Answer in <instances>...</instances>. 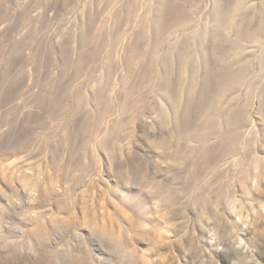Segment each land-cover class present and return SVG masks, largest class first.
Segmentation results:
<instances>
[{
	"label": "rangeland",
	"instance_id": "374dc122",
	"mask_svg": "<svg viewBox=\"0 0 264 264\" xmlns=\"http://www.w3.org/2000/svg\"><path fill=\"white\" fill-rule=\"evenodd\" d=\"M100 1L0 0V238H5L0 240V264H40L37 253L41 250L59 260L62 259L56 256L65 260L68 254L78 253L79 257H88L89 264H264V104L260 103L264 96L257 93L264 85V71L261 81L243 92L245 96H256L251 99L252 103L248 99L247 103L246 97L241 100V103L244 100L242 105L246 102L249 108L241 125L245 137L241 140L240 153L223 152L219 136L215 138V134L205 144L216 150H208L206 156H209L204 154L205 158L203 153L201 157L198 155L197 163L196 154L191 157L193 161L186 157L185 145L180 146L179 153L171 143L163 145L167 139L168 143L177 140L170 132L173 125L161 119L162 111L168 114L175 111L171 97L163 88L166 80L163 75L156 76V85L148 82L142 88L143 100L141 103L134 100L137 106L132 104L131 108L135 112H129V123L119 131L124 138L118 140L119 137H114L113 120L118 122L115 110L119 108L128 82L124 80L127 68L118 63L126 58V48L135 39L127 33L96 31L101 25L112 24L106 19L108 12L105 11L110 10L108 7L105 10L107 0ZM124 1L119 0L114 10ZM157 1L140 0L148 9ZM199 1L197 4L202 11L193 15L191 25L202 23L213 28L211 0L203 5ZM253 3L258 7L264 0ZM144 8L139 9V14L148 12ZM187 8L193 10L190 5ZM95 10L104 11L99 20L96 19L94 27H97L80 30L78 26H87L89 15H94ZM197 29L199 27L194 31ZM185 33L188 31L174 29V33L173 30L166 33V38L177 36L180 41ZM98 39L100 45H96ZM150 39L152 30L148 29L142 41L144 47H148ZM175 42L176 39L172 44ZM245 45L247 50H257L254 43ZM259 50L257 56L263 54V50ZM109 52L115 57L117 69L103 97L115 110L100 119L85 142L83 152L87 156L84 155L81 165L88 167V172L81 169L60 177L53 168L51 152L41 151L40 145L62 141L69 127L63 125L64 118L51 120L46 110L52 96L62 88L63 96L69 97L64 106H73L77 93L85 97L86 107L80 108L84 111L79 109L77 116L83 118L87 112L96 111L93 95L104 86ZM164 52L165 49L161 54ZM85 55L88 58L83 62ZM195 57L198 59L199 55L196 53ZM170 76L167 80L173 84V71ZM60 82L67 84L62 87ZM184 82L190 87L188 80ZM195 88L200 89V85ZM179 96L181 102L187 100V94L181 92ZM181 107L183 103L178 104V108ZM77 116L76 122L80 120ZM193 121L194 132L205 127L196 116ZM28 135L29 138L40 135L35 147L4 155L17 146L16 137ZM176 142L184 144L182 140ZM112 143L115 147L110 146ZM190 143L198 145L195 139ZM80 144L82 146L81 141ZM213 151H218L219 154L215 152L218 156ZM212 152L215 157L211 156ZM222 155L227 160L224 161ZM201 159L204 169L199 168L204 167ZM196 166L198 171L193 170L198 169ZM206 169L211 170L210 173L205 174ZM228 176L232 183L221 199L219 180ZM197 177L201 180L196 181ZM170 195H173L172 201L168 200ZM41 210L43 217L39 215ZM42 227L51 230L47 238L44 234L46 242L33 235ZM7 241H12L10 250L6 247ZM13 247L14 258L11 259L9 253L13 252Z\"/></svg>",
	"mask_w": 264,
	"mask_h": 264
},
{
	"label": "bare ground",
	"instance_id": "6f19581e",
	"mask_svg": "<svg viewBox=\"0 0 264 264\" xmlns=\"http://www.w3.org/2000/svg\"><path fill=\"white\" fill-rule=\"evenodd\" d=\"M173 1L174 0H158L156 5H152L148 9V7H145V5H143L144 3L140 2V0H126V2L124 1L125 2L124 4H122L123 2L121 3L122 4L121 6L117 5L118 8H115L116 10H114V5L119 3V0H107L108 3L106 2L107 4L105 6L106 7L105 10H107V7L110 8V10L105 11V12H108L106 19L110 20L112 24L110 23L111 24L110 26L101 25L99 28H97L96 31H100V32L110 31L111 34L112 32H114L113 34L118 33L120 35L121 34L124 35L123 33H127L128 35L131 34L132 36H134V39H135L129 45L127 44L128 46L125 51L126 58H123V59L121 58L122 61L120 62L119 60V63H118L119 66L123 65L124 68L125 67L127 68L128 74L127 76L124 77V80L126 81L128 80V82H127L126 89H124V91L121 94V97L119 100V108L116 110L114 109L115 113L116 112L118 113L119 119H118V122L113 120V122H115L114 134L116 133V135L114 136L113 134V136L119 137L118 140H121L124 138V135H122L121 133L119 134V131L124 129L126 127V124L129 123L127 122V119H128L127 116L129 115V112H132L133 110L131 108V105L132 104L135 105L134 100L138 102H140V100H143L142 95H141L142 88L146 87L148 82H152V84L156 85L157 82L154 81L156 76L163 75L166 77V80L164 81V83L162 82L163 83L162 85H163V88L167 91L168 95L171 97L172 102H173V108L175 109V111L174 112L172 111L171 114H168L162 111L161 119L167 122L169 125L170 124L173 125L172 131L170 132H172L173 135H175V138L177 139L176 141L182 140L184 142V144H180L179 142H176V141H175L176 143L175 142L168 143V139H167V142L163 141V145L168 146V144L170 145L171 143L172 146H176L177 153L180 152V149H181L180 146L185 145V148L187 150V155L185 153L184 154L186 155L187 158H189V160L191 159L193 161L191 157L194 154L197 155V156L194 155L197 158L198 155L202 156L201 153H203L202 157L205 158L204 154L206 156L207 154L206 152L208 150L210 151L211 149V148L210 149L207 148L205 143H207V140L211 139V136L215 134V136L216 135L219 136L218 138L221 141L220 148L222 149L223 152L228 153L230 155L231 154L235 155L237 153H240V151L243 150L241 146V143H242L241 140L243 136L245 135V131L243 135L241 125H243L242 123H244L245 121V114L247 111V107L249 105L247 103H248V100L250 101L249 103H252L251 99L253 98L254 95L256 96V94L245 96L243 92L245 91L247 87H251L254 84H258L261 81L260 78L262 77L263 71H264L263 70L264 69V4L257 7L253 3L254 0H211L214 8H213V11L211 8L212 12L210 15L212 16V18L214 17L215 19L214 20L215 25L213 28H211L208 26H204V24L202 23L191 25L192 23L191 21L192 19H194L193 15L195 16V14L197 13L199 14L202 11L200 10L201 5L197 4L198 3L197 0H179L178 2L176 0H175L176 2H173ZM99 2L101 1L99 0ZM199 2L200 4L203 5L207 1L200 0ZM187 5H190V7H192L193 10H191V8L190 10H188L189 8H187ZM111 6H113V8H111ZM141 7L142 9L145 7L144 10L148 12L144 14H139V9ZM103 12H104L103 10H98V11L95 10L94 15L92 16H90L91 14L89 15L87 26L83 27L80 24L78 28L82 31L84 30V28H87V27L94 30V28L97 27V26L94 27L96 25V19L100 17L101 15H103ZM196 27L197 28L199 27V29H197V31H194V28ZM148 29L152 30V39H150V43L148 47L146 48L143 46L142 41L143 39H145ZM174 29L176 30L183 29L185 31H188V33H185L184 37L181 38L180 41L177 38V36H173V38L172 37L166 38V33L172 30L174 33ZM82 33H85V32H82ZM121 38H123V36H121ZM175 39H176L175 44H172ZM112 43H114L113 39H112ZM180 43H181V46H180ZM245 43L256 44L255 46L257 47V50L255 49H254L255 51L247 50V46L245 45ZM178 44L179 46H177ZM96 45H100V39L97 40ZM175 46L177 47L175 48ZM180 48L182 49L180 50ZM164 49H165L164 54H161V52H163ZM172 49H176V50L172 52L171 51ZM259 49L263 50L262 51L263 54H261L260 56H257V52H260ZM166 50L170 52L168 53ZM194 53L195 55L196 53L199 55L198 59L195 57ZM87 56L84 57L83 62L87 61V58H88ZM113 57L114 56H112L110 52L107 54L106 59L108 60L107 64L109 65H108V68H106L105 76L103 77L105 79L104 86L101 89L95 91V94L93 95V100L97 107L96 111L92 113H90V111L87 112L85 115H82L83 118H81V116H77L78 114L77 111H79L80 108L85 109L86 107L84 106L85 97L81 93H77L78 94L77 97L74 100H72L74 101L73 106H70V107L64 106L65 100L66 101L69 100V97H67V95H65L66 98L65 96H63L61 92L62 88L59 90L57 94L55 95L52 94L53 96L51 98V102L48 107L49 109L48 108L47 110L45 109L48 112V116L51 118V120H57V119L64 118L65 121H63L64 122L63 125L69 127V130L67 129L68 134L62 139V141H55L52 143L49 142V144L42 142L43 144L40 145L41 151L49 150L51 152V156H50L51 162H52L53 168L56 169V171L59 173L58 174L59 176L62 174L63 176L67 177L70 174L74 173L76 170L83 169L87 171L88 169V167L81 165V160L84 158V155L87 156V154L83 152L85 145H86L85 142L86 140H88L91 130L95 128V126L99 123L100 119L106 117L111 111H114L109 100L103 97V95L105 96L106 93L108 92L109 90L108 82L114 76V73L117 69V67H114L116 62H115V57L114 58ZM83 62L81 61L80 63H83ZM84 65L82 66V68L84 67ZM90 71H92L91 68H90ZM172 71H173V77L175 76V78H173V84H170L172 80L171 78L172 76H170ZM42 73L44 72L42 71ZM79 74H80V71H79ZM169 76L171 79L170 82H168L169 80H167ZM184 80H188L190 87L185 84ZM1 83L2 82L0 81V85ZM59 84H60L59 86L62 85V87H65L67 82H64L62 84L60 82ZM196 85H200V89H196L195 88ZM258 90H259V92H257L258 96L259 95L264 96V85L261 89H258ZM152 91H154V89ZM181 92L184 94H187V100L185 99L186 100L185 102L180 101L181 98L179 95ZM245 97H246L245 101H247V103L245 102L242 105L244 100L242 101V103H241V100L245 99ZM261 100H264V99L262 98L260 99V103L261 105H263L264 102H262ZM180 103H183V107L178 108V104ZM261 105H260V108H262ZM233 106L235 108H232ZM262 111H264V108ZM76 116L80 117V120H78L77 122L75 121ZM195 116L199 120H202L205 126L202 130L197 129L198 130L197 132H194L196 128L193 130V126H192L195 123V121H193V118H195ZM224 118L226 119L225 121L222 120ZM12 121H10V123ZM7 122L8 121H6V123ZM61 123L60 125H62ZM11 124L13 125L14 122ZM45 126L46 125H43L42 128H45ZM33 134L35 135L36 133H33ZM37 136H33L31 138H29V135L28 137H24V138L16 137V140H17L16 142H18L16 144L17 146H15L14 148L12 147L10 151L4 152V155H9L19 150L28 151L30 147L34 146V144L38 141L40 135L38 137ZM215 138H217V136ZM59 139L61 140V138ZM193 139H195L196 142L198 143V145H196L197 147L195 146V144L192 145L190 143L191 141H193ZM217 140H216V143H217ZM80 141L82 143V146L80 144ZM244 144H247V143L244 142ZM244 144L243 146L245 147ZM210 145L212 146L213 144H211L210 142ZM251 145L252 143L250 142V146ZM110 146L115 147V144L112 143L110 144ZM250 146H249V151L250 149H252L250 148ZM213 150H216V149H213ZM218 151H213L214 155L216 154L215 152L218 153ZM249 151L247 150V152ZM213 152L210 153L211 156L213 155ZM214 155L212 157H215ZM227 157L229 158L231 156L228 155ZM223 159L224 161L225 159L227 160L226 157ZM194 160H196L195 163H197L198 158ZM200 161H203V159H201ZM221 161L222 160H220L219 163H221ZM199 163L201 164V162ZM203 164H204V161H203ZM206 167L209 168L210 166L207 164ZM211 167H213V165H211ZM199 168L204 169L205 164H204V167H199ZM199 168L197 170L196 169H193V170L198 171ZM209 169H206L205 174H207V171L210 173L211 170H214V168L213 169L211 168V170ZM190 176L192 177L193 175L191 174ZM215 177L216 179L217 177L219 178V176H215ZM23 178H26V175L23 176ZM200 178L201 177L199 178L197 177L196 181H198ZM193 179H191V181ZM214 179H211L212 183ZM230 180H229V176L228 178L226 177L223 180H219V182L221 181V183L218 184V186L221 188V191L219 192L220 193L219 198L222 199L223 196H226L225 191L227 187L230 186L229 184L232 183L230 182ZM189 182L187 184H190ZM230 193H231V190H230ZM170 197L171 198H169L168 200L172 201L173 195H170ZM174 201H175V198H174ZM69 210L73 211L74 209L70 208ZM39 215L43 217L45 214L42 211L41 213H39ZM50 233H51V230H48L42 227L41 230L35 231L33 235L38 237L37 238L38 240L42 241L44 240L43 239L44 234H46V238H47V235ZM49 237L50 236H48V238ZM3 238H0V240H2ZM11 242L12 241L5 242L7 244L6 247L8 250L11 249L9 248L11 247L10 246ZM44 242L46 241L44 240ZM44 246H46V244H44ZM12 251H13L12 253H9V257L11 259L14 258L15 247H13ZM44 251L41 250V252L38 251L39 254L37 253V256L39 257L38 259L37 258L36 259L39 260L40 264H85L86 261H88V264H89V261H90L88 257L87 258L85 256L79 257V255H77L78 253L68 254L65 260H63V257L61 256H56L62 259V260H59V259H55V257L51 258L54 255L47 254ZM33 252H34V248H33ZM53 253H56V252H53ZM27 257H28V254H27Z\"/></svg>",
	"mask_w": 264,
	"mask_h": 264
}]
</instances>
